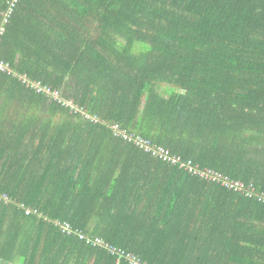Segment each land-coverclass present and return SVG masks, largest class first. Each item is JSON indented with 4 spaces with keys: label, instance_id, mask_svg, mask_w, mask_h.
<instances>
[{
    "label": "trees",
    "instance_id": "1",
    "mask_svg": "<svg viewBox=\"0 0 264 264\" xmlns=\"http://www.w3.org/2000/svg\"><path fill=\"white\" fill-rule=\"evenodd\" d=\"M7 8L0 58L74 108L0 71V260L116 264L83 232L144 264L229 263L193 219L241 205L250 233L264 203L172 159L264 191V0H21L4 22Z\"/></svg>",
    "mask_w": 264,
    "mask_h": 264
},
{
    "label": "built area",
    "instance_id": "2",
    "mask_svg": "<svg viewBox=\"0 0 264 264\" xmlns=\"http://www.w3.org/2000/svg\"><path fill=\"white\" fill-rule=\"evenodd\" d=\"M20 1L21 0H7L8 8L4 15L5 17L3 20L4 22H7L8 19L14 14ZM0 71L9 76L13 75L15 77H18V79L25 86L32 89L36 93L46 94L47 96H51L53 99L59 100L60 102L65 103L67 106L72 107V109L74 108V106L70 104L69 101H63V99H61L59 91L54 90L46 85H43L40 82H33L30 79H28L26 76H18L11 69H9V65L5 63V61L1 58H0ZM86 118H89V116H86ZM112 129L115 133V136H117L118 138L120 137L127 142L133 143L137 148L144 150L146 153H151L153 156L162 158L165 161L169 159V151H167L163 147L153 145L149 140H145L141 137L133 136L127 133L126 131L122 130L120 126L117 124L113 125ZM172 162L180 164V168H182L185 171H188L193 175H198L202 178L212 179L220 183L227 190L238 192L240 194L245 195L246 197L255 198L259 202L264 203V192L257 190V188L253 184L246 185L245 183L240 181H233L228 177H224L223 175H218L211 170L201 171L198 167L194 168L191 165V163H186V164L181 163V161L177 159H172ZM31 213L32 212L30 210L26 211V214H31ZM59 225L63 232H68L69 234H71L72 227L70 224L59 223ZM77 237L80 241H82L86 245L107 250L109 254L115 256L116 264H123V263L144 264L139 258L134 256L132 253L127 252L120 248L113 247L110 245L109 242L100 239L99 237L89 236L83 232H78Z\"/></svg>",
    "mask_w": 264,
    "mask_h": 264
},
{
    "label": "crops",
    "instance_id": "3",
    "mask_svg": "<svg viewBox=\"0 0 264 264\" xmlns=\"http://www.w3.org/2000/svg\"><path fill=\"white\" fill-rule=\"evenodd\" d=\"M224 205L223 202L222 205L218 207L220 209L216 211L217 214L221 216V218H218L219 220H216V217L206 219L204 222L200 214L193 219L190 225L193 229L191 231L192 233L194 232L195 235H200L202 237L198 239V237L196 238V236L193 235L195 240L197 239V242H204L210 247L224 244L220 246V249L226 253L225 256L230 262L228 263L226 259L225 262L219 263V257L215 256L216 264H264V221H253V226H255V228L250 229L252 231L247 233V227H245L247 220L241 219L240 214L249 213L250 210L246 208L243 209L241 205H238L234 210L230 208L224 209ZM186 208L188 210L194 209L196 205L194 203H187L184 206V209ZM232 210L234 213L239 214L233 215ZM219 211H221V214ZM252 220L250 224H252ZM246 240L251 242L247 244ZM239 241H241L240 244ZM0 264L7 263L0 260ZM15 264L19 263L17 262Z\"/></svg>",
    "mask_w": 264,
    "mask_h": 264
},
{
    "label": "rangeland",
    "instance_id": "4",
    "mask_svg": "<svg viewBox=\"0 0 264 264\" xmlns=\"http://www.w3.org/2000/svg\"><path fill=\"white\" fill-rule=\"evenodd\" d=\"M70 104H72V101L69 102ZM264 192V191H263Z\"/></svg>",
    "mask_w": 264,
    "mask_h": 264
},
{
    "label": "clouds",
    "instance_id": "5",
    "mask_svg": "<svg viewBox=\"0 0 264 264\" xmlns=\"http://www.w3.org/2000/svg\"><path fill=\"white\" fill-rule=\"evenodd\" d=\"M20 4V3H19ZM16 11V10H15ZM5 13H6V11H5ZM5 13H4V15H5ZM11 76V75H10Z\"/></svg>",
    "mask_w": 264,
    "mask_h": 264
}]
</instances>
